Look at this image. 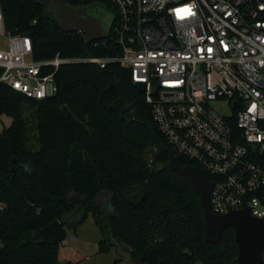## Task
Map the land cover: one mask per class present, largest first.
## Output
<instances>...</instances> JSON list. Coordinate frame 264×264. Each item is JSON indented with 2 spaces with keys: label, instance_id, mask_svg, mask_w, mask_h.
Returning <instances> with one entry per match:
<instances>
[{
  "label": "trees",
  "instance_id": "obj_1",
  "mask_svg": "<svg viewBox=\"0 0 264 264\" xmlns=\"http://www.w3.org/2000/svg\"><path fill=\"white\" fill-rule=\"evenodd\" d=\"M0 8L9 33L32 38L36 60L114 55L80 33L62 32L40 0H0ZM55 82L57 94L45 100L0 83V117L13 119L0 135V264H61L60 244H43L33 234L55 220L73 229L69 202L98 205L102 192L110 204L101 231L110 239L101 254L115 239L150 264H239L234 228L216 245L205 241L200 198L187 177L171 171L163 146L180 165L193 163L158 130L129 70L70 64Z\"/></svg>",
  "mask_w": 264,
  "mask_h": 264
},
{
  "label": "built area",
  "instance_id": "obj_2",
  "mask_svg": "<svg viewBox=\"0 0 264 264\" xmlns=\"http://www.w3.org/2000/svg\"><path fill=\"white\" fill-rule=\"evenodd\" d=\"M68 1L113 7L110 37L91 44L114 55L36 60L32 38L9 33L0 8V83L45 100L63 66L120 65L176 154L214 177L212 212L251 208L264 222V0Z\"/></svg>",
  "mask_w": 264,
  "mask_h": 264
},
{
  "label": "water",
  "instance_id": "obj_3",
  "mask_svg": "<svg viewBox=\"0 0 264 264\" xmlns=\"http://www.w3.org/2000/svg\"><path fill=\"white\" fill-rule=\"evenodd\" d=\"M44 4L45 17L52 19L65 33H81L86 36V43L108 39L113 24V18L102 4H93L94 11L101 13V19L91 16L90 8L85 6H72L66 0H40ZM145 88L139 93L143 95ZM238 105L236 104L235 107ZM170 154L169 167L176 174L187 177L200 198L206 222V238L209 244L216 245L222 240L227 228H234L235 241L238 246L239 264H264V222L252 214L251 208L232 211L226 215H215L211 208V193L214 183L197 167L182 166L170 149L163 146ZM109 206V205H108ZM109 210V207H106ZM68 229L62 222L55 220L45 228L33 234L35 240L43 244H61L67 239ZM110 243V242H109ZM121 259L119 264H150L144 257H134L133 250L125 251L120 242L112 239L111 243ZM158 264H172L168 260H161Z\"/></svg>",
  "mask_w": 264,
  "mask_h": 264
},
{
  "label": "rangeland",
  "instance_id": "obj_4",
  "mask_svg": "<svg viewBox=\"0 0 264 264\" xmlns=\"http://www.w3.org/2000/svg\"><path fill=\"white\" fill-rule=\"evenodd\" d=\"M218 109L222 114L229 113V108L225 105L220 104ZM26 115L30 117L31 111L26 110ZM12 124V118L7 115L1 116L0 135ZM34 128L32 126L31 142L37 136ZM101 196L98 198V205L82 201L69 202L71 209L69 220L70 223L74 224V228L68 230L67 239L60 244L59 260L61 264H119L118 261L121 259L116 247H111L108 254L100 253V247L106 249V241L110 239L108 233L105 234L101 231V226L105 228L108 226V216L104 210V203L106 206L110 204L109 193L102 192ZM256 210L264 214V206L259 205Z\"/></svg>",
  "mask_w": 264,
  "mask_h": 264
},
{
  "label": "flooded vegetation",
  "instance_id": "obj_5",
  "mask_svg": "<svg viewBox=\"0 0 264 264\" xmlns=\"http://www.w3.org/2000/svg\"><path fill=\"white\" fill-rule=\"evenodd\" d=\"M102 5H103V7L108 11V13L110 14V15H108V16H110V17H114L113 14H112V12H111L110 7H109L108 5H105V4H102ZM85 7L90 8V12H91L90 15H91V16L96 17V18H98V19H101V20H103V22L105 21L103 15H102L101 13L97 14L96 11H94V8H93L92 5H86ZM113 23H114V18H113ZM112 26H113V24H112ZM101 197H102V196L100 195L99 198H101ZM107 206H108V205H107ZM107 206H106L105 203H104V207L106 208Z\"/></svg>",
  "mask_w": 264,
  "mask_h": 264
},
{
  "label": "clouds",
  "instance_id": "obj_6",
  "mask_svg": "<svg viewBox=\"0 0 264 264\" xmlns=\"http://www.w3.org/2000/svg\"><path fill=\"white\" fill-rule=\"evenodd\" d=\"M26 170H30V169H28V168L26 167Z\"/></svg>",
  "mask_w": 264,
  "mask_h": 264
}]
</instances>
